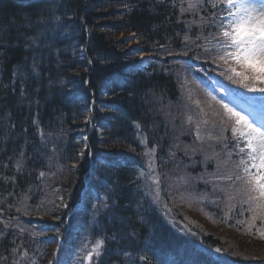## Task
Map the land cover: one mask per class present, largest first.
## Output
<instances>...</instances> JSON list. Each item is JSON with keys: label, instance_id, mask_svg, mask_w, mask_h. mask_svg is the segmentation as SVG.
Listing matches in <instances>:
<instances>
[{"label": "trees", "instance_id": "trees-1", "mask_svg": "<svg viewBox=\"0 0 264 264\" xmlns=\"http://www.w3.org/2000/svg\"><path fill=\"white\" fill-rule=\"evenodd\" d=\"M187 6L188 0H0V264H47L54 244L45 234L64 237L59 264H69L86 238L93 247L104 241L92 264H128L124 252L138 258L148 251L146 225L140 220L167 213L177 226H190L195 241L218 244L230 253L240 247L238 232L202 216L197 205L187 204L190 198L185 196L184 203L176 193L187 185L183 175L192 188L196 185L195 167L203 161V154L197 160L182 150L170 156L174 144L194 141V125L184 112L181 66L174 65L176 60L141 65L138 49L126 39L135 33L144 49L158 56L194 54L193 44L209 32L200 19L214 9L207 0L198 12H182ZM41 17L45 23L25 27L27 18L35 22ZM42 30L46 35L34 52L25 46V37ZM33 55L41 59L42 76L39 83L35 78L22 83L13 72L30 64ZM190 110L197 116L195 105ZM154 147L153 175L159 174L162 205L141 214L135 208L140 186L157 192L152 179H137L141 170L149 171L145 153ZM18 161H23L19 171ZM181 168L183 175H176ZM173 174L181 182L172 188ZM234 206L229 215L241 217ZM38 214L44 222L35 219ZM20 229L26 233L17 234ZM161 230L169 231V223Z\"/></svg>", "mask_w": 264, "mask_h": 264}, {"label": "snow or ice", "instance_id": "snow-or-ice-1", "mask_svg": "<svg viewBox=\"0 0 264 264\" xmlns=\"http://www.w3.org/2000/svg\"><path fill=\"white\" fill-rule=\"evenodd\" d=\"M205 2L206 0H188L187 8L182 7L181 11L198 12ZM207 2L214 11L210 16L200 19V23L207 25L209 29L208 36L203 37L205 43L201 47L204 48L212 62L223 66L220 75L230 83L251 93L264 94V0H207ZM43 23H45L43 17L35 22L27 18L25 27L32 28ZM44 35H46V30H42L37 36L25 37V46L33 48L35 52L38 47L37 40ZM50 44L51 40H49ZM13 75L22 77V83L30 78H35L39 83L42 76L41 59L33 55L31 63L16 66ZM49 82L51 83L50 77ZM35 91L38 94L40 88L37 87ZM225 91L229 92L230 90L225 89ZM211 99L216 105H219V108L212 113L217 119L210 121L207 118L208 113L200 108V101H195L200 119H194L191 115L187 116V123L194 125V141L191 145L174 144L172 148L175 150L170 151V156L175 157L178 150H182L186 157L195 155L197 152H204L203 144L206 139L215 140L217 143L223 144V149H227V137L224 136V133L230 129L232 138L236 142L234 147L239 148L240 158L238 163H234L232 172L216 178L229 182L227 189H221L226 192L229 200L235 199L239 195L251 210L264 214V119L257 124L249 116L237 111L230 104L224 103L223 100H217L215 96H212ZM260 102L264 105V95L260 96ZM35 103L39 105V100H36ZM33 123L38 124V121L33 120ZM209 124L212 126L211 129L206 127ZM217 127L219 133L213 135L212 129ZM41 135L43 136L42 132ZM241 143H243V147H240ZM210 147L214 146L210 145ZM21 155L23 156V153ZM145 155L149 158V171L146 173L141 170L137 179L147 176L154 181L157 189L154 197L155 202L159 197V174L153 175L155 173L153 162L155 147ZM213 155L216 154L213 153ZM227 156L230 160L232 152L228 151ZM210 159L212 156L205 155V163ZM22 165L23 161L17 162L18 171L21 170ZM44 175L45 173H40V176ZM199 179H204L203 175ZM208 182L205 181V183ZM103 199L106 201L109 197L105 195ZM93 207L95 208L96 205ZM103 207L108 208V204L103 203ZM7 226L5 224V227ZM20 231L23 232L24 229H20ZM135 236L136 233L133 231L131 237ZM103 244V240H97L86 259L91 260L93 253L99 256ZM216 251L220 252L221 250L218 248ZM124 255L130 256L131 254L124 252ZM137 259L148 261V264H151L146 253L138 255ZM131 264H136V260H132Z\"/></svg>", "mask_w": 264, "mask_h": 264}, {"label": "rangeland", "instance_id": "rangeland-1", "mask_svg": "<svg viewBox=\"0 0 264 264\" xmlns=\"http://www.w3.org/2000/svg\"><path fill=\"white\" fill-rule=\"evenodd\" d=\"M127 37H130L129 39H127V42H128V46L129 47H132V46H136V47H140V46H137L138 44V39L134 36V35H131L130 36L128 35ZM145 50H141L140 49V60H144V61H150V57L148 55V53L144 52ZM159 59V58H158ZM152 61V60H151ZM161 61V59L159 60ZM189 90H190V93L194 91V86L193 88H190L189 87ZM229 103L231 105H233L234 107H242L244 111H246V115L249 116L250 119L254 120V121H258L260 118H264V113H260L256 110H254L253 107L251 106H248L246 103H241L240 99L238 96H234L233 98H231L229 100ZM54 155V153H53ZM52 162V160L50 159L49 161V164ZM197 202V199H194L192 198V200L189 202V203H192V202ZM184 203H187L186 199L184 200ZM226 213V212H224ZM204 214V213H203ZM36 217H39V218H42L43 216L42 215H36ZM189 217V218H188ZM192 218V216H187V219L190 220ZM203 218V217H202ZM23 219L22 217L19 218V220L22 222L23 224ZM54 221H57V218H53ZM33 223H34V220H32ZM191 221V220H190ZM2 226L5 227V224H7V222L5 220L2 219V222H1ZM15 225L17 226H21L20 223H16ZM39 231V229H38ZM183 231V229H181V232ZM22 232L21 231H18L17 234H21ZM26 233V230L23 231V235ZM232 238H234L235 234H231L230 235ZM246 243H248L249 246H244L246 247L245 249L242 248V245H245ZM234 252V254L237 256L238 259H240L241 257L237 254L238 252H242L243 254H249V258H251L252 260H261L264 258V244H260V243H256L254 241H247L245 239V241L241 242V245L240 247H236L234 250H232ZM251 255V256H250ZM242 258H244L242 256ZM246 261V260H245ZM33 264V263H32Z\"/></svg>", "mask_w": 264, "mask_h": 264}]
</instances>
